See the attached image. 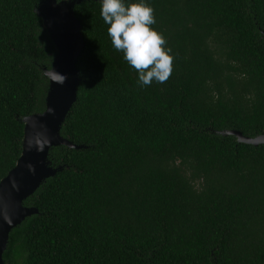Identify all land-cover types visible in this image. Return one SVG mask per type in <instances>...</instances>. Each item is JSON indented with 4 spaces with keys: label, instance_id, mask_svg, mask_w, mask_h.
<instances>
[{
    "label": "trees",
    "instance_id": "trees-1",
    "mask_svg": "<svg viewBox=\"0 0 264 264\" xmlns=\"http://www.w3.org/2000/svg\"><path fill=\"white\" fill-rule=\"evenodd\" d=\"M41 0H0V180L22 119L45 109L55 47ZM140 0H124L138 3ZM173 72L141 87L114 49L101 0L74 7L83 51L76 102L52 148L61 167L24 201L6 264H264V0H144Z\"/></svg>",
    "mask_w": 264,
    "mask_h": 264
},
{
    "label": "water",
    "instance_id": "water-1",
    "mask_svg": "<svg viewBox=\"0 0 264 264\" xmlns=\"http://www.w3.org/2000/svg\"><path fill=\"white\" fill-rule=\"evenodd\" d=\"M82 1L41 0L34 7L56 54L51 68L42 69L48 80L45 109L22 119L24 128L21 154L15 166L0 180V264H6L3 254L7 249L10 233L27 217L38 213L36 208L24 206V201L62 169L52 166L48 159L50 150L59 146L84 148L60 134L61 127L76 102L77 87L81 82L76 61L83 51L84 40L82 25L74 14V7ZM52 69L67 77L63 84L53 82L46 75ZM218 133L235 137L238 144L264 145V134L251 138L236 130Z\"/></svg>",
    "mask_w": 264,
    "mask_h": 264
},
{
    "label": "clouds",
    "instance_id": "clouds-1",
    "mask_svg": "<svg viewBox=\"0 0 264 264\" xmlns=\"http://www.w3.org/2000/svg\"><path fill=\"white\" fill-rule=\"evenodd\" d=\"M100 16L108 25L107 33L115 50L123 53L127 64L138 73L141 87L165 83L173 72L174 57L162 34L155 31L154 9L144 0L125 4L124 0H101ZM58 84L66 76L52 69L46 73Z\"/></svg>",
    "mask_w": 264,
    "mask_h": 264
}]
</instances>
